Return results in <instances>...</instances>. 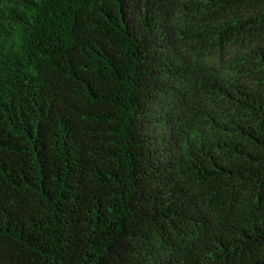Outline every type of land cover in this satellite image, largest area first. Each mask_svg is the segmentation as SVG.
<instances>
[{
	"label": "trees",
	"instance_id": "trees-1",
	"mask_svg": "<svg viewBox=\"0 0 264 264\" xmlns=\"http://www.w3.org/2000/svg\"><path fill=\"white\" fill-rule=\"evenodd\" d=\"M0 264H264V0H0Z\"/></svg>",
	"mask_w": 264,
	"mask_h": 264
},
{
	"label": "rangeland",
	"instance_id": "rangeland-1",
	"mask_svg": "<svg viewBox=\"0 0 264 264\" xmlns=\"http://www.w3.org/2000/svg\"><path fill=\"white\" fill-rule=\"evenodd\" d=\"M180 25L178 22L175 29L179 30ZM172 49L167 55L174 60H186L189 65H195L193 69L210 78H220L225 70L229 69V65H233L234 61L239 60L240 57L246 54L240 46H230L223 53L214 52L211 47H202L197 50L191 51L180 47V44L173 43ZM196 75H193L190 82H182L176 85L180 93H174L169 98H159L156 105L152 107L153 127H151V136L155 139H164L167 142L162 143L159 140L161 148H167L174 151V146H170L169 136L170 127L164 118L177 119L184 116L188 117V111L191 108H197L201 105L202 108L210 112L216 110V105L210 100L200 95L198 87L195 86ZM189 120L182 121L184 130L189 129ZM196 127V126H193ZM192 128V127H190ZM160 258V256H157Z\"/></svg>",
	"mask_w": 264,
	"mask_h": 264
}]
</instances>
